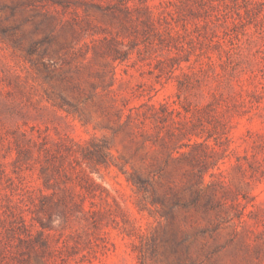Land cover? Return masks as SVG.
<instances>
[{
  "label": "rangeland",
  "instance_id": "rangeland-1",
  "mask_svg": "<svg viewBox=\"0 0 264 264\" xmlns=\"http://www.w3.org/2000/svg\"><path fill=\"white\" fill-rule=\"evenodd\" d=\"M0 264H264V0H0Z\"/></svg>",
  "mask_w": 264,
  "mask_h": 264
}]
</instances>
